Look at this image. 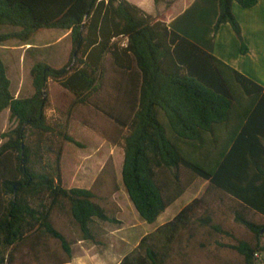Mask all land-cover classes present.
<instances>
[{"label":"trees","instance_id":"1","mask_svg":"<svg viewBox=\"0 0 264 264\" xmlns=\"http://www.w3.org/2000/svg\"><path fill=\"white\" fill-rule=\"evenodd\" d=\"M154 1L158 6L166 0ZM234 3L249 9L258 0H219L214 30L229 24L245 55ZM171 14L154 16L128 0H0V28L13 29L0 33V44L28 42L45 29L66 31L72 42L64 67L33 66L30 97L15 96L0 55V115L9 110L16 123L0 133V264L23 260L24 251L41 261V251L50 254V239L69 257L59 264L70 262L72 243L55 225L56 210L69 207L89 240H96L99 222L115 221L95 186L68 189L63 183L64 144H79L69 124L82 106L114 124L97 131L84 123L112 145L123 141V185L145 222L156 223L197 179L208 182L202 197L144 236L119 264H171L176 242L185 234L193 241L200 229L210 237L231 236L215 221L210 194L253 236L219 244L237 251L242 264H256L264 254V223L249 217L253 212L264 218V87L169 28ZM50 80L75 97L66 122L47 118ZM111 164L110 157L96 183ZM203 207L206 214L199 215ZM179 249L186 258V247Z\"/></svg>","mask_w":264,"mask_h":264},{"label":"rangeland","instance_id":"2","mask_svg":"<svg viewBox=\"0 0 264 264\" xmlns=\"http://www.w3.org/2000/svg\"><path fill=\"white\" fill-rule=\"evenodd\" d=\"M143 1L145 4L149 3V0ZM170 1L172 0L157 6L156 16L164 13L160 9L167 8V3ZM11 31H13L11 28H0V33ZM67 34L66 31L45 29L35 34L28 42L10 39L0 44V55L7 66L12 90L16 97H30L34 94L31 70L36 63L44 62L57 69L68 63L72 53V42L70 35L67 37ZM57 40L59 42L54 44ZM120 42L123 44L125 41L120 39ZM43 44L49 45L46 48L47 51L42 47ZM47 96L49 105L46 109V115L49 122L52 124L66 122L67 105L72 104L75 100L73 94L64 90L54 80H50ZM85 109L86 107H78L73 117L76 118L75 121L72 120L69 124V133L74 134L72 136L79 144L71 142L64 144L63 183L68 189L75 187L88 189L95 186L94 190L102 198L100 203L115 221L99 222L98 228L94 230L97 236L96 240H89L83 238L80 228L72 219L69 207L64 211L56 210L53 219L57 228L72 243L71 264H119L126 255L137 250L143 235L152 233L156 227L173 220V217L188 203L195 198L202 197L206 192L208 183L202 179H197L187 192L161 215L157 223L145 222L140 218L123 185V141L120 140L119 144L112 145L104 138L105 135H79V124L76 122L81 121V119H87L89 125L94 126L97 131L100 128L107 131L111 130L106 117L98 115L89 107L87 110ZM15 125L16 123L10 122L9 111L0 116V133ZM89 128L93 130L91 127ZM110 157L113 164L109 165L108 170L102 174V181L96 183ZM206 197L215 211V221L223 224L231 232V236L216 234L210 237L205 234L208 230L200 229L196 238L188 242V236L185 234L182 236V243L176 242L174 245L176 248L175 257L170 263L242 264L243 258L237 251L220 244L235 245L238 243V239L251 240L252 234L235 221L233 213L224 212L225 206L222 205L219 197L211 194L206 195ZM200 214H206L205 207L199 211ZM249 217L256 222L264 223V218L253 212L249 214ZM204 241L206 242L205 248L200 246L201 242ZM262 243L264 244V237H262ZM48 245L50 254L48 256L41 251V261H37L28 254L24 255V251L22 253L23 260H17L14 264H59L69 260L59 241L50 239ZM180 245L186 247L185 251L183 250V253H186V258L180 255L182 253L179 249ZM256 264H264V254L257 256Z\"/></svg>","mask_w":264,"mask_h":264},{"label":"crops","instance_id":"3","mask_svg":"<svg viewBox=\"0 0 264 264\" xmlns=\"http://www.w3.org/2000/svg\"><path fill=\"white\" fill-rule=\"evenodd\" d=\"M128 1L147 13L156 16L157 5L154 0H149L148 4H145L143 0ZM148 6L150 7L149 9L147 8ZM160 11H171V16L167 18L169 28L201 46L264 87V0H258V4L249 9L243 8L238 3L233 5V12L242 26L243 37L248 47V53L245 55L241 53V43L229 24L223 25L218 33H215L214 28L219 15V0H172L168 10L163 7ZM66 36L68 37L69 33ZM124 41L126 42V40ZM58 42L59 40L54 44ZM48 46L47 44L42 45L45 49ZM70 107L71 103L67 105L66 113H68ZM84 107L86 106L81 108ZM85 110H87V107ZM74 119L76 118L72 120L75 121ZM86 120L81 119V121L76 122L79 124V135H100L84 124ZM107 122L110 124L111 129L115 128L111 121L108 120ZM70 134L74 135L73 133ZM122 239L128 242L125 238ZM66 264L71 263L68 262Z\"/></svg>","mask_w":264,"mask_h":264}]
</instances>
